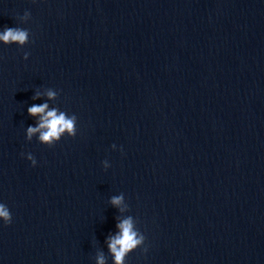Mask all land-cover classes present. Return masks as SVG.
<instances>
[{
    "label": "water",
    "instance_id": "water-1",
    "mask_svg": "<svg viewBox=\"0 0 264 264\" xmlns=\"http://www.w3.org/2000/svg\"><path fill=\"white\" fill-rule=\"evenodd\" d=\"M5 26L0 264H114L129 216L124 264H264V0H0ZM34 103L76 136L27 140Z\"/></svg>",
    "mask_w": 264,
    "mask_h": 264
},
{
    "label": "clouds",
    "instance_id": "clouds-1",
    "mask_svg": "<svg viewBox=\"0 0 264 264\" xmlns=\"http://www.w3.org/2000/svg\"><path fill=\"white\" fill-rule=\"evenodd\" d=\"M32 3H36V0H32ZM28 17L29 13L26 11L24 13V19H28ZM28 38V31L22 28L5 26L3 31H0V44H17L23 46L28 41ZM25 59H27V56H25ZM46 95L48 99H54L56 93L50 90ZM38 98L39 93L33 97L34 100ZM27 114L37 119V124L35 126H29L26 130V139L29 141L33 136H36L41 145L50 148L59 143L65 135L70 138L76 136L77 117L75 115H69L57 108L50 109L47 103L32 104L27 108ZM112 149L114 151L116 150L115 144L112 145ZM21 155L24 156L23 153ZM26 159L33 168L37 166V161L31 153L26 155ZM102 165L106 170L110 167V163L107 159L102 161ZM123 201L124 197L122 195L113 196L110 199V204L114 208L122 211L123 209L121 206ZM11 222L12 216L9 208L4 203L0 202V224L7 226L10 225ZM116 229L115 235L110 236L106 243L113 257L114 264H124L126 256L143 245L145 237L136 230L131 216L119 220L116 224ZM97 264H105L103 256L98 257Z\"/></svg>",
    "mask_w": 264,
    "mask_h": 264
}]
</instances>
